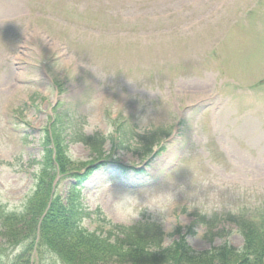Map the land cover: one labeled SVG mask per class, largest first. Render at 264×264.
Wrapping results in <instances>:
<instances>
[{
    "label": "rangeland",
    "instance_id": "rangeland-1",
    "mask_svg": "<svg viewBox=\"0 0 264 264\" xmlns=\"http://www.w3.org/2000/svg\"><path fill=\"white\" fill-rule=\"evenodd\" d=\"M51 121L79 168L111 161L80 193L87 229L152 226L136 232L162 231L164 249L177 228L190 229L196 252L241 250L231 216H264V0H0V205L9 213L24 212L41 176ZM116 131L129 145L113 147ZM157 191L175 194L164 213L144 209L129 222L112 210L121 193L145 201ZM27 244H9L1 263ZM42 256L35 250L31 264H63Z\"/></svg>",
    "mask_w": 264,
    "mask_h": 264
},
{
    "label": "trees",
    "instance_id": "trees-1",
    "mask_svg": "<svg viewBox=\"0 0 264 264\" xmlns=\"http://www.w3.org/2000/svg\"><path fill=\"white\" fill-rule=\"evenodd\" d=\"M55 138V152L47 149L46 164L27 200L25 212L8 214L0 208V238H4L0 243V256L9 244L28 241L25 251L12 264H30L29 257L34 250L41 256L46 253L55 255L63 264H264V216L260 215L261 209L252 210L248 217L231 216L244 239L241 250L224 245L196 252L186 239L187 233L192 232L190 229L183 234L177 228L179 238L168 249L163 247L162 231L160 234L143 232L142 235L136 232L144 231V228L156 230L152 226L143 227L141 224L126 229L112 225L108 232L99 234L88 230L83 221L91 214L85 208L80 193L91 176L109 163L98 164V160L95 163L82 162L85 170L81 171L67 155L62 138L61 142L57 136ZM47 141L49 143V137ZM110 141L116 149L122 144L129 145L118 131ZM116 165L124 171H141ZM68 176L73 178L65 196H62L52 181ZM99 222L106 227L105 221Z\"/></svg>",
    "mask_w": 264,
    "mask_h": 264
},
{
    "label": "clouds",
    "instance_id": "clouds-1",
    "mask_svg": "<svg viewBox=\"0 0 264 264\" xmlns=\"http://www.w3.org/2000/svg\"><path fill=\"white\" fill-rule=\"evenodd\" d=\"M94 104L98 105L97 101H93ZM148 122L147 117L142 118L143 125ZM210 180L207 178H202L197 183L201 186L206 187L210 184ZM214 194L209 193V197H213ZM175 201V194L171 191H157L152 194V196L145 200L141 199L131 192H124L119 195L118 199H114L112 202L113 212L123 218L125 221H132L136 219L140 213L147 209L149 211L164 213L173 205ZM203 205L202 211L208 213L213 207L214 203L210 200L209 202L200 201Z\"/></svg>",
    "mask_w": 264,
    "mask_h": 264
}]
</instances>
